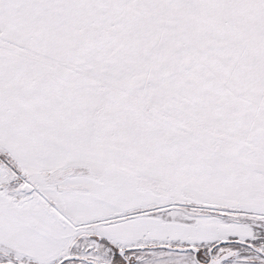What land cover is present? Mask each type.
Segmentation results:
<instances>
[{
  "label": "snow or ice",
  "instance_id": "1",
  "mask_svg": "<svg viewBox=\"0 0 264 264\" xmlns=\"http://www.w3.org/2000/svg\"><path fill=\"white\" fill-rule=\"evenodd\" d=\"M0 264H264V0H0Z\"/></svg>",
  "mask_w": 264,
  "mask_h": 264
}]
</instances>
